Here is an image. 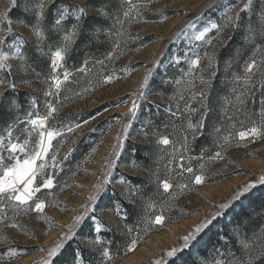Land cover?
Wrapping results in <instances>:
<instances>
[{"label":"snow or ice","instance_id":"6c2138e0","mask_svg":"<svg viewBox=\"0 0 264 264\" xmlns=\"http://www.w3.org/2000/svg\"><path fill=\"white\" fill-rule=\"evenodd\" d=\"M8 5V11L0 13V72L6 73L5 78L0 80V86H6L5 91H0V125H2L0 225L23 230L18 218L31 212L37 213L38 216L44 212L47 205L46 200L41 198L42 191L54 187L57 172L62 162L72 156L75 150L72 145H75L76 141H72V145L62 156H60V148L63 147L67 134L74 133L82 127L79 123L58 127L57 124L50 122L56 120L64 107L60 98L64 85L73 82L74 73L68 69V61L75 58L82 42L102 43L101 35L106 41H112V47L107 51L104 59H94L85 54L76 67L75 74L87 76L92 73L96 65L103 67L105 61L118 58L122 49L124 24L136 19L137 17L132 13L135 12L138 16L142 9L133 4L132 0H123V5H128L126 8L117 0H102L99 5H94L92 0H85L83 4H72L68 0H8ZM213 6H217L216 0H210L206 5L208 8ZM17 7H20L23 13L17 22L22 29L19 35L15 32L14 22L8 15V12ZM144 7L146 9L147 5ZM121 9L123 19L120 14ZM223 9L220 22H213L202 31H197L188 37V51L184 53L188 67L183 75L174 80L164 81L166 84L174 83L178 89L176 110L169 111L172 117L183 119L186 125L181 126L184 134L180 148L177 149L167 136L154 134V140L149 141V144L154 142L158 146H163L162 151H167L168 146H172V159L168 161L166 170L171 172L178 169L177 174L188 182H180L175 186L169 179L161 182L158 171H153L151 167L132 160L130 167L137 172H146V179L136 181L121 174L117 181L120 185L118 196L110 205L97 210V202L103 198L107 186L113 182L112 171L116 168L117 159L129 139L131 121L136 117L139 107L137 99L145 98L144 89L149 85L152 76V70L149 69L138 85L137 98L131 100L127 109L128 121L118 129L114 143L104 158L101 175L91 186L87 199L81 202L78 208L64 209V211H74L75 215L66 225L61 226L62 234H57L56 239L47 248L39 249L43 253L39 264H58V262L59 264H114L111 250L113 241L105 239L106 233H124L126 230L127 234L131 235L133 229L128 226L127 221L130 213L136 209H141L144 213L141 219L148 226L144 229L145 233L153 225H161L165 220L163 212L169 210L171 201L182 195L185 189H190L191 185L206 183L207 165L212 161L222 160L227 150L225 146H230L232 140L237 136L239 141L264 138V98H261L259 108H254L251 112L247 108L248 98L254 96L257 86L264 90V0H237V3L224 5ZM90 17L105 21L114 19L115 24L120 25V30L90 31L88 25ZM25 29L27 31H24ZM226 30L228 36L223 37ZM213 31L215 35L209 38V33ZM236 34L240 35L241 43L227 57H223L222 50L228 48ZM176 35L179 36L180 33ZM113 36L117 39L113 40ZM214 40L217 41L216 44L213 43ZM200 44L210 46L212 51L205 50L201 56L195 51ZM189 52L192 53L191 56ZM248 53L252 55L248 56ZM10 60L15 61V64L9 63ZM202 60H206L203 67H201ZM221 60L229 71L241 61L244 65L243 75L233 76V83L238 85V88L232 90L233 99L225 101L226 105H231V114H228L229 110L226 108L221 115H226L229 122L243 115L250 126L246 131L233 133L230 129L212 125L209 135L213 137L212 144L220 150L209 154V149L202 147L199 155H188V162L185 163V154L190 153L197 138L208 131V120L213 113L211 97L213 81L217 77L218 64ZM180 63L181 60L175 58L174 65ZM42 64L48 70V76L41 81L48 88L43 95L53 96L55 101L49 102L46 99V113L41 115L36 112L37 98L29 95V111L25 113V118H21L18 113L21 112L22 105L16 95L19 85L12 77L18 72L21 74V83L30 86L29 74L39 80L41 73L38 65ZM111 81L112 76L98 79L100 83ZM90 88L91 85L84 89V92L89 91ZM82 94L75 92L76 96ZM71 99V95H63L64 101ZM180 101H183L182 106ZM194 103L196 107L193 106ZM194 116L197 117L195 120H193ZM59 123L63 125L64 121ZM88 123V120L84 121V124ZM58 137L61 139L58 140ZM53 141L56 143L54 144ZM236 146L242 145L237 143ZM95 151L96 149H92V153ZM193 160L201 161L196 170L191 163ZM174 162H177L175 169L172 168ZM49 168L52 171H47ZM185 173L187 176H184ZM153 182L156 183L158 190L162 189L169 197L168 200L161 202L160 214L154 217L149 214L155 210L156 201L148 195L150 189L146 190L147 185ZM257 185L264 186V175L243 183L228 198L214 205L213 211L197 220L183 235L182 243L171 247L153 264H186V250L194 247L201 235L210 231L219 217L226 215L237 203L250 196ZM174 188L180 191L177 193ZM44 219L50 226L52 225L51 220L47 217ZM77 238L79 243L72 247ZM218 239L219 246L213 249L214 254L211 258H205L206 264H257L259 261H264V204L252 213H244L236 220L233 230ZM140 240L139 236L131 240L126 253L132 252ZM9 253L12 256L20 255L14 248H9Z\"/></svg>","mask_w":264,"mask_h":264},{"label":"rangeland","instance_id":"374dc122","mask_svg":"<svg viewBox=\"0 0 264 264\" xmlns=\"http://www.w3.org/2000/svg\"><path fill=\"white\" fill-rule=\"evenodd\" d=\"M69 1L73 4H81L85 0ZM231 2L237 3V0H216L217 6L212 8L206 7L210 0H153L148 3L147 8L144 9V15L162 16L160 19L141 22L130 27L128 36L135 34L133 39L138 41H141L144 37L152 36L153 41L134 49L122 59L120 61V63L122 62L121 70L112 78L110 83H104L89 96H72L71 100L63 103L64 107L55 121L66 114L89 112L108 103L110 106L105 107L95 116V119H89L88 124H82V127L74 133L67 134L63 147L60 148V156L72 145L73 140L77 143L82 135L91 131L100 122L118 115L114 119V124L93 148L96 151L94 153L90 151L92 154H88L83 164L78 168L76 167L67 176L65 184H57L54 180V187L51 190H46L48 192L45 196L47 206L42 214L38 216L37 213L31 212L20 216L18 222L23 226V230L2 226L1 230L4 236L0 237V241H2L0 246L7 247L8 244H12L20 255L14 256L15 258L10 261H0V264H21L22 262L23 264H39L43 256L39 249L47 248L56 239L57 234H62L61 226L66 225L70 218L75 215L74 211H64V209L78 208L81 202L87 199L91 186L97 177L101 175V165L105 156L108 155L112 143H114V137L120 126L128 121L127 109L130 107L131 100L136 99L139 94L138 85L142 77L151 69L150 83L144 89L145 98L137 99L139 107L136 117L131 121L129 139L125 143L124 149H122L121 156L117 159L116 168L112 171L111 179L113 182L107 186L106 194L97 202V210L99 211L108 205L107 197L110 190H115L119 194L120 185L117 181L120 176L118 172L131 177H143L141 172L134 171L130 167L132 159L126 153V147L128 142L144 145L149 141L146 135L148 117L145 114L144 105L147 103L150 105L165 103L159 89L166 85L164 81L168 80V71L173 67L175 58H179L182 62V56L179 54L184 55L188 51V37L197 31H202L213 22H220L224 10L223 6L232 4ZM8 9V0H0V13L6 12ZM8 15L14 22L15 32L18 35L21 34L22 29L17 24L23 16L20 7L12 9L8 12ZM138 16L140 17V15ZM178 32L180 33L179 36L176 35ZM211 33L215 35L214 31L210 32L209 35ZM227 36L228 31L226 30L223 37ZM213 43L216 44L217 41L214 40ZM206 50L211 52L212 48L206 46ZM8 62L15 64V61L10 60ZM202 64L203 60L201 61ZM14 77L20 79L19 89L30 92L36 90V86L31 83L30 86L21 83L20 73H14ZM42 88L44 91L48 90L47 85L44 83ZM5 89L6 86H0V91ZM52 90L54 91V88ZM52 97L49 96L50 99ZM57 139L61 138L58 137ZM246 141L252 142L230 151L227 156L232 159L228 166V172L232 174L228 178L217 184L199 185L193 195L177 201V207L183 208L187 213V217L181 219L178 223L153 225V230L141 237L134 250L126 253L125 249L121 257L114 258V264H119L130 257L138 258L141 256H144L145 260L143 259L139 264H153L154 261L163 257L164 253L171 247L182 243L183 235L194 226L197 220L203 218L206 213L213 211L214 205L228 198L238 186L264 175V139L253 141L249 138ZM53 143L55 144L56 141H53ZM47 171H52V169L49 168ZM60 173H62V168L57 172V174ZM44 217L53 222L51 226ZM75 243H79V238ZM27 250L32 253L24 256ZM149 252L153 253L148 255ZM257 264H264V261H259Z\"/></svg>","mask_w":264,"mask_h":264},{"label":"trees","instance_id":"16d2710c","mask_svg":"<svg viewBox=\"0 0 264 264\" xmlns=\"http://www.w3.org/2000/svg\"><path fill=\"white\" fill-rule=\"evenodd\" d=\"M153 0H150V2ZM68 2H70L68 0ZM85 2V1H84ZM83 2V3H84ZM102 2V0H92V3L94 5H99ZM118 3L123 5V0H117ZM149 0H132L133 4H136L139 6L142 11L140 12V17L137 16L135 12L132 13L133 16H136L137 18L134 20H131L130 23H125L123 27L124 31V37L121 40L122 49L118 54V58L112 60V61H105V66L101 67L100 65H96L92 73L85 76L84 74H75L76 67L79 66L81 59L85 54L90 55L91 57L98 58L103 60L105 54L107 51L110 50L112 47V41L108 40L106 41L104 36L101 35L100 39L102 43H84L82 42L80 44L79 50L75 58L68 61V69L74 73L73 82L70 84H65L62 92H61V100L64 103L63 95L68 94L71 96H76L75 92H82L84 96H89L91 93L96 91L98 88H100L104 83L98 82L99 77L104 76H116L121 68L122 62L120 61L124 59L126 56H128L134 49H137L138 47L149 44L153 41L152 36H147L141 39V41L133 39V35L128 36V32L130 31V27L136 26L141 22L149 21V20H157L160 19L162 15H158L156 17H151L149 15H144V9L145 5H148L150 3ZM72 3V2H70ZM81 3V4H83ZM233 3V2H231ZM73 4V3H72ZM124 8L128 7V5H123ZM147 8V7H146ZM115 14V11H114ZM121 18L122 17V9H121ZM144 15V16H143ZM244 15V14H242ZM215 18V17H212ZM247 17L245 16V19ZM89 30L90 31H96V32H110L115 30H120V25L115 24L114 19L113 20H100L96 17H90L88 21ZM214 35V33H211L209 35V38H211ZM113 40L117 39V37L113 36ZM241 43V37L239 34H236L232 41L229 43V46L227 49L222 50V56L227 57L228 54L233 50L236 49L239 44ZM206 50V45L200 44L199 47L195 49L197 53H199L201 56H203L204 51ZM182 56V62L179 65H173L168 71V80H174L176 78H179L183 75L184 71H186L188 64L186 63L184 59L183 54H179ZM178 55V56H179ZM192 53L189 52V56H191ZM248 56H251L252 53H248ZM206 64V60H203V64L201 67H203ZM243 61H241L237 66H234L232 70H228L224 66V61L221 60L218 64V74L216 79L213 81L214 88L211 93L212 97V106H213V113L211 114L209 120H208V131L205 132V134L202 137H198L195 141L194 145L192 146V151L188 154H185V163H187V156H197L200 154L201 148H208L209 154L214 151H218L220 149L215 148V146L212 144L213 137L209 135L211 132V126L216 125L220 126L226 130H231L233 133H237L238 131H246L247 127L250 126L248 121L244 118L243 115L239 117V119L234 120L232 122H229L227 119V116H222L221 113L226 108L229 110L228 114H231V105L225 104L226 100H232L233 99V88H238V85L233 83V76L234 75H243ZM38 70L41 73L40 79L38 80L35 76H33L31 73L29 76L31 77V84L36 86V90L33 92L19 89L16 90V95L19 97V101L22 105V110L20 113H18L21 118H25V113L29 111V103H28V97L29 95L35 96L38 100V104L36 107V112L43 115L46 113V105L45 100L47 99L49 102H54L55 97H52L51 99L49 97H45L43 95V83L41 82L48 76V70L44 67V65H38ZM6 73L0 72V80H3L5 78ZM17 84L20 86V79L15 78ZM62 78V77H61ZM91 85V88L89 91L84 92V89L89 88ZM6 90V89H5ZM4 90V91H5ZM159 93L163 96L165 99V103L160 105H150L149 103L144 105V111L146 116L148 117V126L146 129V135L150 140H154V134L157 136H167L174 144L177 149L180 148V143L182 141L183 132L181 130V126L185 125V122L183 119H176L170 115V111L176 110V104H177V98H178V89L177 86L174 83H167L164 87L159 89ZM261 98H264V90L260 89L259 86H257V90L253 97L248 98V104L247 108L249 112H251L254 108H259L260 100ZM187 99V96H186ZM181 106L183 105V101L179 102ZM110 106V104L101 105L100 107L92 110V111H83L81 113H73V114H66L58 121H50L51 123L57 124L58 127H66L67 125L71 124L74 125L76 123L84 124L85 120H89L95 116H97L102 110H104L105 107ZM194 107L197 105L194 103ZM118 115L111 116L110 118L105 119L104 121L100 122L97 126H95L91 131L85 133L82 135L80 140L75 144L74 146V152L72 156L67 160L63 161L62 163V173L57 174L55 177V181L57 184L66 183V178L69 176L73 170L77 167H80L81 164L85 161L88 154L92 149L97 145V143L100 141L101 137L105 135L112 125L114 124V119L117 118ZM197 117L194 116L193 120H195ZM258 120V118H257ZM60 121H64L63 125H60ZM243 121V123H241ZM175 125V127H174ZM0 133H2V125H0ZM191 139V138H190ZM256 139H264V138H256ZM250 140H252L250 138ZM149 141L144 144H134L132 142L127 143L126 147V153L131 157L132 160H136L138 163L145 165L146 167H151L153 171H158L159 179L162 182L164 179H169L170 182L173 183L175 186L176 184L180 182L187 183L188 181L186 179H183L180 175L177 174L178 169L176 171H168L166 170V165L168 164V161L172 159V153L173 148L172 146H168L167 151H162L161 148L163 146H158L154 142L149 144ZM252 141H245L241 142L239 141L238 136L236 139L232 140L230 146H225L227 150L224 152V158L222 160H215L212 161L210 164L207 165V174H206V183L202 185H212L217 184L222 181H224L226 178H228L232 173L228 172V166L230 162L232 161L231 157H227L229 155V152L237 149L236 146L237 143H240L241 145L249 144ZM176 163L174 162L172 165V168H176ZM192 166L194 167V170L198 168L199 163L201 161L193 160L191 161ZM143 174V177H131L128 175H125L121 172H118L119 176L121 177V174L130 177L132 180L136 181H143L146 179L147 173L141 172ZM184 176H187L185 173ZM199 185H191L190 189H185L184 193L182 195H179L177 199L172 200L169 210L166 212H163V215L165 216L164 224L166 223H178L181 219H184L187 217L186 211L181 208L177 207V201L181 198H186L191 195H193ZM150 189L148 191V195L152 196V198L156 201V208L155 212H151L149 215L153 216L156 214H160V204L164 200H168L169 197L167 194L163 193L162 189H157V185L155 182L147 185V189ZM175 192H179L180 190L178 188H174ZM158 193V194H157ZM48 194L46 190L42 191L41 198L45 199V196ZM118 196V193L115 190H110V194L107 197V204L110 205L115 198ZM46 200V199H45ZM261 204H264V186H258L256 189L252 190V193L250 196H248L246 199H244L242 202L237 203L235 207H233L226 215H222L218 218L217 222H215L214 226L211 228L210 231H207L206 233L202 234L199 238L198 243L195 244L194 247H191L190 249L186 250L185 255V261L186 264H206L205 258H211V256L214 254L213 249L215 247L219 246V237L221 235H224L226 233H230L235 225V222L238 218L242 217L244 213H252L254 210L258 209ZM9 215L11 213L9 212ZM144 213L141 209H136L134 212L130 213V218L127 221L128 226L133 229L131 235H128L126 230L124 233L121 232H109L105 234V239L112 240L113 244L111 245L112 255L114 258H119L129 245L130 241L137 236L140 238L145 235L144 229L147 226L146 223H144L141 219L143 217ZM2 225H0V237L4 236L2 234ZM153 228H149L147 233L151 232ZM76 243L72 244V247H75ZM9 248H15L12 244H8L7 247L0 246V261H10L14 259L15 257L10 255ZM32 252L27 250L25 252V255H29ZM22 257V256H19ZM55 258L54 260H56ZM59 264V262H58Z\"/></svg>","mask_w":264,"mask_h":264},{"label":"bare ground","instance_id":"6f19581e","mask_svg":"<svg viewBox=\"0 0 264 264\" xmlns=\"http://www.w3.org/2000/svg\"><path fill=\"white\" fill-rule=\"evenodd\" d=\"M175 228V227H174ZM178 228V227H177ZM148 252V251H147ZM153 253V252H152ZM151 252L148 253V255L152 254ZM147 256V255H146ZM143 259L145 260L144 256L138 257V258H134V257H130L129 259H126L124 261H122L119 264H139L143 261ZM23 264V262L21 263Z\"/></svg>","mask_w":264,"mask_h":264}]
</instances>
